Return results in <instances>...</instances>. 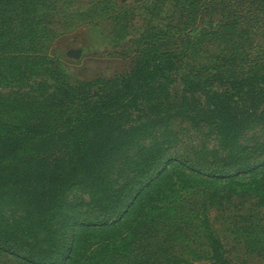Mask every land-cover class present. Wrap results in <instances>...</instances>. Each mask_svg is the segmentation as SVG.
<instances>
[{
  "label": "trees",
  "instance_id": "16d2710c",
  "mask_svg": "<svg viewBox=\"0 0 264 264\" xmlns=\"http://www.w3.org/2000/svg\"><path fill=\"white\" fill-rule=\"evenodd\" d=\"M72 1L0 0V11L23 18L13 25L0 14V250L27 264L180 262L173 246L188 225V189H153L171 161L264 204V140L247 135L264 128V50L248 57L264 38V0H173L131 69L85 82L66 80L33 42L82 16ZM201 43L211 45L208 63L183 69ZM246 172L257 177L233 180ZM75 185L89 199L62 219ZM211 191L205 202L241 193ZM208 236L214 264H234Z\"/></svg>",
  "mask_w": 264,
  "mask_h": 264
},
{
  "label": "rangeland",
  "instance_id": "374dc122",
  "mask_svg": "<svg viewBox=\"0 0 264 264\" xmlns=\"http://www.w3.org/2000/svg\"><path fill=\"white\" fill-rule=\"evenodd\" d=\"M172 2L173 0H73L67 7L77 8L82 12V16L77 17L76 14L67 28L52 27L55 33H50L47 37H34L35 51L54 58L62 67L66 80L85 82L101 76L124 74L133 67L137 56L140 55L147 41L145 35L151 31L149 29L166 26L173 9ZM0 14L11 19L13 25L23 20L10 7L0 11ZM4 18L0 17V23ZM202 25H205L204 21H197L196 29ZM210 47V44L201 43L189 56H183L180 62L183 69L208 63L209 60L204 58L207 55L204 49ZM248 50H251L248 55L250 59L257 58L264 50V38L254 40L248 45ZM183 53H186V50H183ZM249 65L246 68L250 67ZM176 127L178 124H175ZM247 135L254 136L256 140H264V128H253ZM212 143L215 144V140L207 144L210 147ZM261 173L259 171L258 176ZM256 177L246 172L235 176L233 180L249 182ZM161 182V188L153 189H173L167 182H175L177 189L181 191L188 189V192L182 194L186 204L181 208L182 214L187 216L188 225H185L183 236L173 246V253L182 260L175 264H214L209 233L218 238L222 254L234 264H264V248L260 247L264 244V204L258 197H254L252 192L238 189L239 185L226 179L192 177L188 170L176 161L169 163L168 173L161 178ZM230 186L236 189L232 190ZM210 190L217 193H241H234L235 195L223 199L222 202L218 200L222 198L215 194V200L207 199L205 202L204 196H208L206 191ZM88 199L89 192L83 186L70 187L62 195L63 206L58 217L65 219L79 215L73 211L77 209L75 206L78 203L84 204ZM204 217L206 221L203 220ZM250 228H255V231ZM254 238L260 239L261 242H253ZM0 264L27 263L0 250Z\"/></svg>",
  "mask_w": 264,
  "mask_h": 264
}]
</instances>
